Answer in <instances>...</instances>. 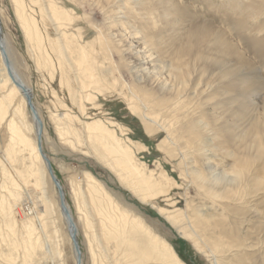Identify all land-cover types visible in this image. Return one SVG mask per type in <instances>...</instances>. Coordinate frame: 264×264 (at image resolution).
<instances>
[{
  "label": "rangeland",
  "instance_id": "obj_1",
  "mask_svg": "<svg viewBox=\"0 0 264 264\" xmlns=\"http://www.w3.org/2000/svg\"><path fill=\"white\" fill-rule=\"evenodd\" d=\"M60 4L73 9L79 17L82 14L88 17H81L73 24V30L79 29L84 44L95 43L97 36L87 21L101 28L105 34L110 20L103 9L119 18L122 17L119 12H122L126 17L124 25L136 29L152 47L159 61H156L157 65L166 61L177 66V74L189 81L190 88H195L200 81L196 94L191 93L192 90L184 92L181 101L186 102L182 103L185 107L177 111L179 121L171 127L174 136L186 150L188 165L182 163L172 145L162 141L165 138L164 132L154 129L153 134L149 133L145 123L137 113L131 111L118 92L104 91L97 94L95 104L98 107L85 101L86 114L100 116L105 122L106 119L113 121L114 125L107 122L106 125L114 129L123 142L128 144L127 138L133 141L129 145L136 162L143 164L147 172L151 170L157 179L162 172L168 176L170 181L166 182L167 193L154 199L158 205L176 213L182 211L183 217L186 219L188 216L191 222L194 217L192 208H208L216 215L220 224L217 227L220 233H215L221 237L220 243L227 246L229 240L244 241L243 247L234 246V242H231V250L224 254L225 258L219 253L225 264L230 260L237 264H264L263 207L256 205V201H252L251 205L240 204L237 200L228 198L212 201L185 171L186 167L193 166L206 173L205 166H210L213 171L217 168L246 174L251 165L264 157V0H142L137 7L132 0H103L102 9L93 5L84 9L69 0H60ZM115 11H118L117 14ZM116 22L110 24L121 26ZM0 24L16 70L31 89L33 102L43 120L42 147L62 186L65 202L76 223L82 264L120 263V254L115 253L113 242L102 237L98 216L95 214V200L90 199V185L93 182H90L87 173L99 184L96 183V188L104 195L101 199L110 200L112 205L133 216H140L156 234L169 241L182 262L211 264L210 256L201 244H205V247L207 243H213V240L202 237L199 230V236L183 235L149 201L141 200L122 182L115 156L105 157L102 153L95 155L92 152L83 123L71 121V132L79 143L75 142L72 133H64L68 130V121L55 115L58 112H69L80 116L73 106L75 96L73 91L66 92L65 101H59L65 107L55 108L57 100L50 92L52 89L60 91L57 75H53V70L48 66L43 68V72L37 69L16 18L12 0H0ZM49 33L55 35L52 30ZM73 33L77 35V31ZM70 47L68 54L75 58L77 52L73 43ZM95 48L99 53L97 60L102 63L103 70H109L110 76L116 75L115 67L124 70L125 61L113 47H110L111 63L103 58L104 52L99 44H95ZM125 78L129 83L132 82L127 74ZM8 89L9 85L0 91V95ZM13 100L20 106L23 114L15 119L13 107H8L0 124V223L3 209H7V204L1 207L2 201L12 199L9 191H16L13 204L17 210L13 212L16 235L9 238L4 227L1 229L0 264H7L4 258L9 255L15 258L16 264H75L74 248L60 213L57 192L45 168L31 156L29 149L16 144V154L9 169L18 182V187L24 185V188L18 189L11 185L4 175L2 157L10 144L11 136L7 122L14 118L23 136L31 142L36 138L29 109L19 94ZM172 115V111L165 109L159 114V119L177 122ZM184 115L186 116L183 117ZM85 116L80 119H85ZM192 117H203L209 122L213 132L190 127L193 125ZM202 137L211 138L207 151L199 148ZM256 148L260 149V156L255 154ZM100 151L102 152L101 149ZM224 151L234 152L235 157ZM261 165L263 163L259 162L254 166L259 168ZM32 168L41 173V184L38 187L31 173ZM253 171L254 167L249 173L253 174ZM247 181L243 187L247 185ZM75 188L82 191L86 202L85 206L81 204L83 213L89 211L93 215V229L101 241L99 246L88 242L81 216L83 213L77 210ZM28 196L38 206V212L44 221V233L50 252L37 249L31 256L22 259V249L15 246L27 241L28 235L21 218L30 216ZM101 202L104 203L105 200ZM256 208L261 212L256 211ZM186 225L185 228H188L187 221ZM210 233L214 231L210 230Z\"/></svg>",
  "mask_w": 264,
  "mask_h": 264
},
{
  "label": "bare ground",
  "instance_id": "obj_2",
  "mask_svg": "<svg viewBox=\"0 0 264 264\" xmlns=\"http://www.w3.org/2000/svg\"><path fill=\"white\" fill-rule=\"evenodd\" d=\"M69 1L74 2L76 6L84 9L91 5L99 6L100 8L103 6V0ZM132 1L137 7L138 4L139 6L141 5L140 1L142 0ZM12 2L16 18L23 31L28 50L34 58L37 69L43 72V68L48 66L53 70L52 74L54 75L55 73L57 75L60 91L55 92L52 89L50 92L57 100V102L54 103L55 108L59 109L65 107L64 104L60 105L59 101H65L67 96L66 92L73 91V95L75 96L73 106L81 114L80 116L76 114L72 115L69 112H58L55 115L68 121V130L64 131V133L68 135L72 133L71 131L73 130V127H71V121L77 120L83 123L86 132V140L91 145L92 152L95 155L102 153L105 157L115 156V163L120 169L122 182L137 194L141 200L149 201L150 204L157 209L158 213L163 215L167 221L176 226L178 228L176 229L183 235L188 237L192 235L196 236L197 230H199L202 237L205 239H212L213 243H207V246L205 247V244L202 243L201 247H203L208 253L207 255L210 256L211 264H225L219 257V253L224 257V254L231 250V242H234V246L243 247L245 246L244 241L240 240L238 242L229 240L227 241V246L220 243L219 241H222L221 237L219 238L215 234L220 233L219 230L217 231V227L220 224H218L216 220V215L207 210L208 208H192V215L194 217L192 219L193 222H191L188 216H186V219L183 217L182 211L176 213L174 210L158 205L154 199L167 193L166 182L170 181L168 176L162 172L157 179L154 177L151 170L147 172L143 164L137 163L134 154L131 151V146L129 145V143H133V141L130 138H127L129 143L127 144L123 142L122 139L116 135L114 129H110L108 125H106V122L114 125L113 121L106 119L105 122L100 116L96 117L86 114V102H90L92 106L96 105L98 107V105L95 104L97 94H102L104 91L118 92L128 104L131 111L137 113L145 123L150 134H153L154 129L161 130L165 133V138L162 141L172 145L173 149L177 151L178 157L181 159L182 163L185 164L187 163L186 150L183 149L184 146H181L179 140L174 136L171 127L173 124L176 125L179 121L177 111L185 107L184 104L186 102L183 101L184 104H182L183 102L181 101L185 95L184 92L192 90L191 93L196 94V91H198L200 86V81L196 83L195 88H190L191 85L189 84V81L185 78L179 77L177 74V71H179L177 66L174 67L166 61H161V63H158L157 65L156 61H158V58L152 47L144 40L142 35L136 29L124 25L126 17L122 12H119L122 14V17L119 18V16L108 14V11L103 9V13L107 14L110 23L117 21L121 24V26L118 24V26H112L108 23L107 32L105 34L101 31V28L92 24L91 21H87L91 24L93 30L96 31L97 36L95 38V43L86 45L83 42V37L80 34L79 29L73 30V24L81 17H88H85L84 14H82L81 17H79V14L77 16V13L73 9H67L62 6L60 0H12ZM115 12L117 14L118 11ZM114 29H116V33L114 32ZM49 30L54 31L55 35H51ZM75 31H77V35L73 33ZM126 31H130L129 33L131 34L128 35L129 33H125ZM72 43L73 48L77 52L75 58L68 54ZM95 44H99L100 49H103L104 56H102L110 63V47H113L116 53L125 61L123 66L124 70L122 71L120 67H115V76H110L109 70H103L102 63L97 60L99 53L95 48ZM0 45L3 48V52L0 49V91L4 90L9 85V89L4 94L0 95L1 124L7 114L8 107H13L12 114L15 119L22 116L23 113L20 106L15 104L13 100L16 94L20 95L22 102L27 107L25 97L8 75L4 64V56L8 59L14 76L29 90L32 102L33 96L31 89L26 85L16 70L12 56L10 55V51L2 34L1 24ZM126 74L131 78V83L126 80ZM34 107L42 123V144L44 123L35 104ZM165 109L173 112V119L177 122L168 120L160 121L159 114ZM84 115L87 117L85 116V119L83 118V120L80 119V117ZM14 118H11L7 122L11 135L10 144L3 153L2 161L4 175L7 177L11 185L18 187V182L10 173L9 169L10 163L13 161L16 154V144L29 149L31 156L39 161L43 167L44 164L37 151L36 138L34 142H31L23 136L21 128L14 121ZM213 120L215 121V118ZM32 122L36 136L37 124L33 119ZM190 127L197 128L201 131H204L205 129L207 131L208 129L209 133L211 131L213 132V128L203 117L193 118V125ZM72 135L75 142L79 143L77 137L73 133ZM210 140V137H202L199 143L200 150H209L207 147L209 146ZM225 153L231 157H235L234 152L226 151ZM259 153L260 149L256 148L255 154L260 156ZM258 160V162H255L249 167L246 174L243 172H229L226 169L217 168L213 171L210 166H205L207 170L206 173L193 166L186 167L185 171L192 178L193 182L197 184V187L212 201L228 198L229 200H237L238 203L247 205H251L252 201H256V205L259 204L264 209V157H260ZM259 162H262L263 165L259 168L255 167L254 165ZM253 167V174H250L249 171H251ZM31 173L35 178V185L38 187L41 184V173L35 171L33 168ZM87 177L90 179V182H93L92 185H90L92 189V192H90V199L91 201L95 200V214L98 216V223L102 231V237L108 242H113L115 253L117 255L120 254L119 264H185L180 260L169 241L159 234H156L140 216H133L131 213L112 205L110 200L101 199L104 195L97 190V182L94 181L92 176L88 173ZM247 177L248 181L246 179ZM245 181H247V185L243 187V184L246 183ZM23 186L18 187V189L24 188ZM74 192L76 195L77 210L80 212L82 211L83 213L84 209H81V204L83 203L85 206L86 203L83 193L78 188H75ZM16 196V191H9V197H12V199H9L10 201L8 199H3L1 204L2 208L4 204H7V209H3L2 212L0 234H2L1 229L4 227L5 233L9 238H13L16 235V219L13 214L14 211H17L13 205L15 204ZM102 200H105V202L102 203ZM27 203L29 212L31 211L29 214L30 216L21 218V223L28 235L26 238L27 241H23L21 244L15 246L17 249H22V259L31 256L34 250L37 249H41L43 252H50L44 233L45 224L40 212H38V206L34 205L30 198L27 200ZM66 206L68 207L67 204ZM253 208L255 207L253 206ZM68 209L70 211L69 207ZM255 210L258 211L259 209L256 208ZM81 216L83 217L88 242L91 244L94 242L99 246L101 241L93 229V215L88 211ZM186 221L188 222V228H185L187 227ZM73 223L77 235V226L74 220ZM210 230H213L214 233H210ZM197 236H199V233ZM91 238H93V240ZM198 247L199 249H202L200 246ZM105 250L106 248H104V251ZM74 260L76 264L75 251ZM4 261L7 264H16L15 258L10 255L4 258ZM226 264L237 263L230 260L229 262H226Z\"/></svg>",
  "mask_w": 264,
  "mask_h": 264
},
{
  "label": "water",
  "instance_id": "obj_3",
  "mask_svg": "<svg viewBox=\"0 0 264 264\" xmlns=\"http://www.w3.org/2000/svg\"><path fill=\"white\" fill-rule=\"evenodd\" d=\"M0 49L3 52V48L1 47V45H0ZM4 64L6 66V69H7V72H8L10 79L16 85V87H18L20 92L25 97L27 107H28V109L32 115V119L37 124V126H36L37 151H38V154H39V156H40V158L44 164V167L46 169V173H47L51 183L53 184V186L56 189L60 212L63 215V218H64V220L68 226L69 238H70V241L73 245V248H74V251L76 254V264H81V251H80L78 241L76 238V229L74 227L73 218H72V215L70 214L68 207L66 206L65 198H64V191L62 189V186H61L59 180L57 179V177L54 173V170H53V167H52V164H51L49 158L46 156V154L43 151L42 144H41L42 123L38 117V114L36 113L34 104L32 102L31 94H30L29 90L14 76V73L10 67V63H9L8 59L5 58V56H4Z\"/></svg>",
  "mask_w": 264,
  "mask_h": 264
}]
</instances>
